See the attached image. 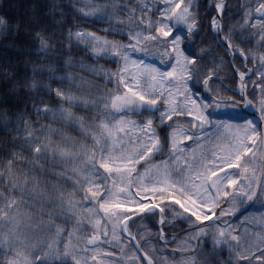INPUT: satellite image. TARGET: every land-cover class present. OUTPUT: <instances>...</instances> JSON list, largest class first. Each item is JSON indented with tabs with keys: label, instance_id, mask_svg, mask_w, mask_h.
<instances>
[{
	"label": "snow or ice",
	"instance_id": "6c2138e0",
	"mask_svg": "<svg viewBox=\"0 0 264 264\" xmlns=\"http://www.w3.org/2000/svg\"><path fill=\"white\" fill-rule=\"evenodd\" d=\"M79 4L73 11L84 20L106 14L104 31L114 38L70 25L57 41L39 22L27 33L41 59L57 44L68 54L58 86L26 79L33 95L0 124V264H158L153 253L170 246L159 264H264V0L240 5L238 43L224 27L231 5L215 0L211 33L196 48L201 24L193 0ZM204 38L227 45L214 60L238 51L245 67L255 66L253 98L237 63L235 88L217 80ZM74 41L88 54L79 61ZM43 68L33 64L31 75ZM54 68L47 64L49 73ZM0 71L11 75L7 66ZM12 83L20 87L18 77ZM241 106H251L256 119ZM237 216L259 226L254 236L245 230L247 242L229 222ZM177 218L187 225L185 239L172 244L168 229ZM135 221L150 225L147 239ZM223 249L227 260L219 258Z\"/></svg>",
	"mask_w": 264,
	"mask_h": 264
},
{
	"label": "trees",
	"instance_id": "16d2710c",
	"mask_svg": "<svg viewBox=\"0 0 264 264\" xmlns=\"http://www.w3.org/2000/svg\"><path fill=\"white\" fill-rule=\"evenodd\" d=\"M101 2L103 3L105 0H101ZM107 2L112 3V0H107ZM119 2L123 4L125 0H119ZM144 2L145 0H127L129 7ZM255 2L256 1L253 0H228V4L231 5L228 12L232 19H225L224 27L226 30L228 27H231L237 33L236 37H234V43L239 42L238 22L243 15L240 11V5L242 3H251L254 5ZM147 3L155 7L159 1L147 0ZM193 3L199 10L198 19L201 24L200 34L195 37V41L192 44V47L196 48L205 31L211 33L210 20L214 13L215 0H193ZM74 4L79 7V0H0V18H3L5 21V26H0V68L7 66L11 73L10 76L6 77L5 73L0 71V124L4 122L5 117L8 119H14L15 116L23 110L24 101L30 100L33 95L29 89L23 86L26 79L34 78L38 85H50L53 88L57 87L59 84L56 77L62 74L60 66L63 64V57L68 53L61 52L59 44H57L56 50L52 53L51 57H44L41 59L40 55L35 53L34 46L31 44V37L27 34L29 30H35L37 27V24L34 22L48 25L49 30L46 34L53 36L57 41L61 39V33L67 32L70 25L73 28L79 27L95 32L102 37L107 35L108 39L114 38L110 32L106 33L104 31L109 27L106 23L107 15L105 19H97L89 16L87 20H84L79 14L73 11ZM137 11H139V9H137ZM145 11H148V9H145ZM149 14L152 15L151 12ZM154 18L155 16L153 15V19ZM57 19H62L63 22L57 24L55 23ZM53 27L56 29L55 33L51 31ZM115 38L119 39V37ZM242 46L248 48L251 45L250 43L245 42ZM203 48L205 51H210V55L206 57L205 62L217 73V80L221 81L222 84L229 89L235 88V80L237 79L232 71L229 57L225 60H214L212 57V54L219 56L222 53L223 48L226 47L223 44L218 47L215 39L204 38ZM71 54L77 61L88 55L84 45H77L75 41L72 45ZM26 61L27 67H25ZM48 63L55 65V68L51 73H49L47 69ZM84 63H91V60L85 59ZM97 63L103 64L109 69H116L117 67L114 61L107 63L105 60H100ZM217 63L221 65L218 69L216 68ZM231 63H237L240 70L245 73L248 72L249 67L253 69L250 75L246 74L247 76L245 78L247 81V90L252 94L250 95V98H253L258 91L252 83V79L255 77V66L249 61L248 67H245V59L240 56L238 51L232 57ZM33 64L44 65L43 71L37 72L34 77L31 75ZM50 76L51 79L49 78ZM14 77H18L20 87H16L12 83ZM193 87L195 88L196 85L193 84ZM35 94L40 95L41 93L37 90ZM45 99L47 100L48 97L45 96ZM241 112L242 114H246L242 110ZM247 116L250 117L249 115ZM145 225L146 231L150 225L146 222ZM175 225L176 226L174 227H170L168 232L175 233L186 227L185 225L178 223V221H176ZM152 235L153 238L156 239L154 233H152ZM148 236L149 234L144 236L145 239H147ZM177 242L178 240L173 244H176ZM172 250L173 249L170 246L164 248L162 252L166 251L167 254H170ZM219 258L224 260L229 259L228 250H221Z\"/></svg>",
	"mask_w": 264,
	"mask_h": 264
},
{
	"label": "rangeland",
	"instance_id": "374dc122",
	"mask_svg": "<svg viewBox=\"0 0 264 264\" xmlns=\"http://www.w3.org/2000/svg\"><path fill=\"white\" fill-rule=\"evenodd\" d=\"M253 1H256V0H253ZM105 18H106V14L104 15L103 19H105ZM253 18H255V15H253ZM0 30H1V28H0ZM151 62H155V63H157L158 66H160L159 60H155V61H151ZM248 72H246V74H248ZM249 74H251V72ZM254 78L257 79V77H254ZM159 103H161V106H162V102H159ZM246 111L252 112V110L249 109V107L246 108ZM251 118L256 119L255 117H251ZM129 131L131 133V130H129ZM259 148L261 149V145H259ZM253 151H255V149H253ZM257 161H258V165L257 166L259 167V153H257ZM256 211H257V209L256 208H253V210L251 211V213H255ZM101 215H103V214L101 213ZM175 220L178 221V218L175 219ZM181 224L187 226L186 223H181ZM232 224H233L234 227L237 226V225L239 226V230L241 232V235H244L245 236V242H247V235H246V231L245 230H248V234H251L252 236H254L255 233L259 230V226L255 223V221H252L251 223H249L248 221H242V220L238 219L235 222H233ZM86 226L88 227L87 234L88 235H91L92 234V226H88V225H86ZM132 227H133V229H136L138 227H142V228L145 229L146 228L145 221H135V223L132 225ZM103 232H104V225L101 224L100 225V234L102 235ZM143 234H144V236H147L149 234V232L148 231H144ZM65 235H66V233H65ZM184 239L185 238H183L181 240H184ZM147 246L150 248L151 247V244H148ZM103 247H108V245L107 244H104ZM165 254H167L166 251H163V252L160 251L157 255H156V253H153L154 256H158L159 257V261H163L166 258V255ZM103 255H105V254L104 253H101V256H103ZM167 258L169 260L172 259V257L170 255L167 256ZM159 261H158V264H159ZM89 264H94V262H89Z\"/></svg>",
	"mask_w": 264,
	"mask_h": 264
},
{
	"label": "water",
	"instance_id": "95a60500",
	"mask_svg": "<svg viewBox=\"0 0 264 264\" xmlns=\"http://www.w3.org/2000/svg\"><path fill=\"white\" fill-rule=\"evenodd\" d=\"M223 44H224L225 47H227L226 43H223ZM231 57H232V56H229V59H231ZM234 72H235V71H234ZM235 73H236V72H235ZM238 79H239V77H238ZM249 107H250L252 110H254L251 106H249ZM241 108H243V106H241ZM243 109H244V108H243ZM253 115H255V114H253ZM262 151H264V146H262ZM251 209H252V208H251ZM251 209H248V211L251 210ZM237 218H239V216L235 217L234 219H237ZM133 219H134V218H133ZM234 219H233V220H234ZM233 220H231V221H233ZM184 231H185V230H183V231H181V232L175 234L176 237H178L179 235L183 234Z\"/></svg>",
	"mask_w": 264,
	"mask_h": 264
},
{
	"label": "flooded vegetation",
	"instance_id": "af4514ba",
	"mask_svg": "<svg viewBox=\"0 0 264 264\" xmlns=\"http://www.w3.org/2000/svg\"><path fill=\"white\" fill-rule=\"evenodd\" d=\"M172 224L175 225V224H176V221L173 220V221H172ZM149 227H150V226H149ZM173 234H175V233H170V232H168V235H169V236H172ZM184 238H185V237H184ZM182 239H183V238H182ZM157 240H158V237H157ZM172 242H173V241H172ZM148 244H151V242H149ZM156 246H157V248H159V246H160L159 243H157Z\"/></svg>",
	"mask_w": 264,
	"mask_h": 264
}]
</instances>
